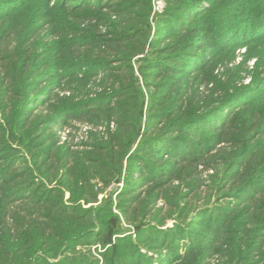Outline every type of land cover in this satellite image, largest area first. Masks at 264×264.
Instances as JSON below:
<instances>
[{
	"label": "trees",
	"instance_id": "trees-1",
	"mask_svg": "<svg viewBox=\"0 0 264 264\" xmlns=\"http://www.w3.org/2000/svg\"><path fill=\"white\" fill-rule=\"evenodd\" d=\"M167 2L157 25L171 28L152 38L150 8L137 16L134 0H0V264H94L68 253L108 241L104 264H264V50H255L264 48V0ZM241 47L258 57L248 85L238 72L225 81L214 73ZM69 52L75 65L64 62ZM144 53L142 81L132 60ZM83 66L88 79L114 73L77 116L94 110V122L117 129L79 151L50 135L68 109L42 119L44 100L27 103L46 74ZM125 163L123 187L85 207L120 182ZM200 165L214 169L203 201Z\"/></svg>",
	"mask_w": 264,
	"mask_h": 264
},
{
	"label": "rangeland",
	"instance_id": "rangeland-1",
	"mask_svg": "<svg viewBox=\"0 0 264 264\" xmlns=\"http://www.w3.org/2000/svg\"><path fill=\"white\" fill-rule=\"evenodd\" d=\"M126 1H131V0H126ZM175 1L184 2L187 0H175ZM134 3H135V8L133 9V11H135L136 13L135 15L137 16H140L141 13L147 12L148 9L150 8L149 18H150V24L152 27V38L156 36L159 33V31L167 30L171 28L172 24L170 25V23H168L167 20L162 22L164 24H160L159 26L157 25V21L165 17L164 14L166 13L168 9V5H169L167 0H150V2H148L147 0H134ZM206 8H208V1H203L202 4L200 6H197L193 12L191 11L186 14V19H188L189 15L193 14L195 16L197 15L198 12ZM94 11H98V10H94ZM94 21H92V23ZM84 25H87V24L84 23ZM90 25L91 24L89 22L87 25V28H89ZM109 29L110 28L108 26L101 25L100 28H98V31L99 32L101 31L103 34L108 35L107 37H110L111 34H109ZM65 30H67V26H62L60 29L57 30V32L54 30L53 32L55 33L54 37L53 36H50V37L57 39L58 33H60L61 31H65ZM50 37L46 38V41H48ZM170 39L171 37L166 36V35L158 38L157 43H155V44H158V51H161L162 48L166 45V43L167 44L169 43ZM103 45H104L103 49L105 50L106 53L108 52L112 53L110 49L108 48L110 47L108 46L109 44L105 43ZM153 47L154 45H152V42L151 43L149 42L146 48V52H149V53L138 55L132 60L136 75H140L139 73L140 65H144V56L145 54L152 55L150 52L152 51ZM246 48L247 47H241L239 49H236L234 51V54L231 57H229V59L231 60L218 64L215 67L214 73L218 75L221 80L225 81L228 75H232L233 73L238 72L239 73L238 75L244 78L243 84L248 85L252 78V72L250 73H247V72L254 70V66H256L255 63L258 57H256L255 55L254 56L248 55L247 57ZM255 50L256 52L257 50L261 52L264 50V48L260 47V48H256ZM208 51L209 52L207 55H209L210 53V50ZM69 54L70 56L65 58L64 62L69 65H73L74 63L75 65L76 62H73V61H75L77 56L70 52ZM88 54H91V53H88ZM93 54L100 56V53H97V51ZM119 65H122V64H119ZM74 69L75 70L80 69V70L78 72H73L72 70L73 74H71L69 72L65 73L66 71L70 70L69 68L63 69V71L62 69L58 68V69H54L53 72L46 74L44 80L36 83L35 90L30 91V96H32L33 94L34 96L30 98L29 103L27 104L28 106H30V103L33 102L34 100L43 99L44 101L41 100L43 103L41 102L37 106L38 111H36V115L40 116L42 119H47L53 116V114L61 108L68 109L66 112L60 114L58 118L56 119L55 123L52 124V126L49 128L50 135L52 139H55L58 142L59 146H68V147H71L73 150L82 151V150H85L87 147H89V145L93 142L92 138L94 137V135L101 134V135H105V138H107L108 129H110L111 131H116L117 129V125L115 121H111L109 122V124L94 122L95 119H92L93 115H90V114L96 113L94 110L88 114L89 116L88 115H85L83 117L77 116L80 113H83L82 111H85L84 110L85 108H82L81 106L90 104L92 102L94 103L96 101L95 100L96 96L94 97V95H98L99 93L101 94L103 92L102 91L103 88H100L101 83L103 82L108 85L111 79H110V76H107V75H110L111 73H114V72L108 71L106 72V74H104L99 70L98 71L99 74H97V76L95 77L92 76L93 78L91 77L90 78L91 80H90L88 78H85V75L88 73L86 72V68L84 66L74 68ZM144 69L148 71V69L145 66H144ZM183 70H186V67H184ZM30 76H33V74L31 73ZM154 77H155L154 81H156L157 78L158 79L160 78L159 76H157V74ZM140 78L143 81V78L141 75H140ZM88 80H90V82L88 84H85V82ZM212 87H213V82L211 81L208 84V88L211 89ZM200 90L202 92H206V86L205 85L200 86ZM14 97L16 99V103L18 104L21 103L22 100L20 101L21 97L18 96V94H16ZM126 165L127 164L125 163V170H124V173L122 175L120 182L117 181L116 179L112 183V185L106 188H103L104 189L103 192L100 193L98 196V202L86 205L85 207L89 208V207L100 204L103 201V199H105L107 195L111 191H113L115 188L123 187V184H124L123 182L127 178L128 170H129L128 166L126 167ZM199 169H200L199 170L200 171L199 180L201 184L200 191H202L203 193L202 196L199 195V199L200 201H203L204 200L203 197L206 195V193L209 190L207 187L211 185V175H213L214 169L212 167L206 168L205 166H202V165H200ZM134 177H138V172L136 170L134 171ZM187 191L188 189L185 188L184 192H187ZM114 199H116V194L114 195ZM208 204H216V201L212 200L207 204L203 203V205H208ZM165 207H167V204L165 203V201L159 200V202L157 203V208L159 209V208H165ZM115 212H118V210L116 209ZM199 215L201 216V213ZM176 221L177 220L175 218L168 219L166 221V224L160 228L164 231L169 228H173L177 223ZM135 231H136L135 228H133L131 231L133 236L135 235ZM109 242L110 241H108L107 243L99 242V243L93 244L92 246H80L77 248L75 252H69L68 256H73L74 253L78 254L79 252L82 251L84 252V254H88L90 257L96 260L94 264H104L105 263V257H104L105 250L111 245V243ZM211 263L221 264L218 258H213Z\"/></svg>",
	"mask_w": 264,
	"mask_h": 264
}]
</instances>
